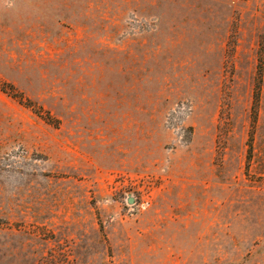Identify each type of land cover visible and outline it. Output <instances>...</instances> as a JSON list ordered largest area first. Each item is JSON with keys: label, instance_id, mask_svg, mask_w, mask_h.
Here are the masks:
<instances>
[{"label": "rangeland", "instance_id": "1", "mask_svg": "<svg viewBox=\"0 0 264 264\" xmlns=\"http://www.w3.org/2000/svg\"><path fill=\"white\" fill-rule=\"evenodd\" d=\"M34 2L0 0V264H264V0Z\"/></svg>", "mask_w": 264, "mask_h": 264}, {"label": "crops", "instance_id": "2", "mask_svg": "<svg viewBox=\"0 0 264 264\" xmlns=\"http://www.w3.org/2000/svg\"><path fill=\"white\" fill-rule=\"evenodd\" d=\"M79 1V4L75 5L74 2ZM83 0H35L34 8L39 11H45L41 9V5L49 6L47 9L49 11H55L57 13H61L56 16L57 18L65 19L70 16V13L73 11H83L87 9H83L81 3ZM55 18V17H54Z\"/></svg>", "mask_w": 264, "mask_h": 264}, {"label": "built area", "instance_id": "3", "mask_svg": "<svg viewBox=\"0 0 264 264\" xmlns=\"http://www.w3.org/2000/svg\"><path fill=\"white\" fill-rule=\"evenodd\" d=\"M137 210H144L150 205V201L144 200L140 203H135Z\"/></svg>", "mask_w": 264, "mask_h": 264}, {"label": "water", "instance_id": "4", "mask_svg": "<svg viewBox=\"0 0 264 264\" xmlns=\"http://www.w3.org/2000/svg\"><path fill=\"white\" fill-rule=\"evenodd\" d=\"M128 202H129V203H134V202H135V199H134L133 197H130V198L128 199Z\"/></svg>", "mask_w": 264, "mask_h": 264}, {"label": "trees", "instance_id": "5", "mask_svg": "<svg viewBox=\"0 0 264 264\" xmlns=\"http://www.w3.org/2000/svg\"><path fill=\"white\" fill-rule=\"evenodd\" d=\"M261 80H262V77H261ZM261 80H260V81H261ZM258 98H259V92H257V94H256V100H258ZM20 100H21V102H22L23 99H20Z\"/></svg>", "mask_w": 264, "mask_h": 264}]
</instances>
